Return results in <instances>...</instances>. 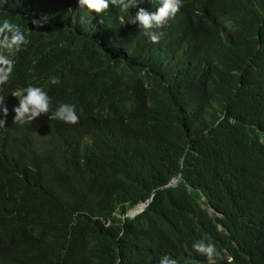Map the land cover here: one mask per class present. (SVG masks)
Segmentation results:
<instances>
[{
	"label": "trees",
	"instance_id": "trees-1",
	"mask_svg": "<svg viewBox=\"0 0 264 264\" xmlns=\"http://www.w3.org/2000/svg\"><path fill=\"white\" fill-rule=\"evenodd\" d=\"M158 6L0 0L27 40L0 86V264H208L201 240L264 264V0H182L154 44L129 20ZM29 85L50 111L15 123Z\"/></svg>",
	"mask_w": 264,
	"mask_h": 264
},
{
	"label": "clouds",
	"instance_id": "clouds-1",
	"mask_svg": "<svg viewBox=\"0 0 264 264\" xmlns=\"http://www.w3.org/2000/svg\"><path fill=\"white\" fill-rule=\"evenodd\" d=\"M137 2L138 0H78L80 7L97 15L108 10L110 4L119 7L123 11H128L130 7L136 6ZM181 6L182 0H159V6L154 12L146 11L141 7L136 12L135 17H132L129 21L131 23L138 22L144 34L152 43L156 44L159 43L163 35V33L157 32L156 30L163 28L168 24L169 20L174 19ZM31 23L38 27L43 26L48 23V17L32 19ZM123 23L125 21H122ZM26 43V37L19 24L12 23L7 18L0 20V86L9 82L15 66L14 57L22 50V46ZM50 82L57 84L59 81L58 78L53 77ZM11 94L18 99V106L13 109L15 112V123H30L41 115H47L50 111L51 98L40 87L29 85ZM4 98V96H0V105L3 104ZM0 111L3 112L5 117L7 116L8 109L6 107L0 108ZM52 119L67 124H76L79 122L75 106L70 104H60L55 110ZM3 126H5V120L0 119V127ZM193 249L204 256L208 264H217L218 259L223 258L222 253L214 244L205 243L203 240L194 243ZM228 259L229 264H234V258L229 257ZM160 264H176V262L175 260L164 258L160 261Z\"/></svg>",
	"mask_w": 264,
	"mask_h": 264
},
{
	"label": "water",
	"instance_id": "water-1",
	"mask_svg": "<svg viewBox=\"0 0 264 264\" xmlns=\"http://www.w3.org/2000/svg\"><path fill=\"white\" fill-rule=\"evenodd\" d=\"M224 118V117H223ZM182 182V174L179 176L178 179H174L172 180L167 186L159 189L160 190H164V189H168V188H176L180 185V183ZM157 192V190L153 191L152 196L147 200V202H142L138 205H136L135 207L131 208L130 210H128V212L124 215V221L126 218H135L137 217L141 212H143L151 203L152 199H153V195Z\"/></svg>",
	"mask_w": 264,
	"mask_h": 264
},
{
	"label": "bare ground",
	"instance_id": "bare-ground-1",
	"mask_svg": "<svg viewBox=\"0 0 264 264\" xmlns=\"http://www.w3.org/2000/svg\"><path fill=\"white\" fill-rule=\"evenodd\" d=\"M205 199H206V198H205ZM136 205H138V204H136ZM136 205H135V206H136ZM135 206H134V207H135ZM126 213H127V212H126ZM126 213H125V214H126ZM125 214H124V215H125ZM124 215H123V220H124ZM125 220H126V219H125ZM250 223H251V222H250ZM245 224H246V223H245ZM251 224H252V223H251ZM246 225H249V224L247 223ZM231 229H232V228H231ZM239 234H240V233H239ZM226 253H227V252H226ZM228 253H229V252H228ZM238 255H239V254H238ZM240 256H241V255H240ZM242 256H243V255H242ZM246 256H247V255H246ZM225 257H226V256H225ZM230 257H231V255H230ZM239 258H240V257H239ZM235 263H236V262H235Z\"/></svg>",
	"mask_w": 264,
	"mask_h": 264
}]
</instances>
